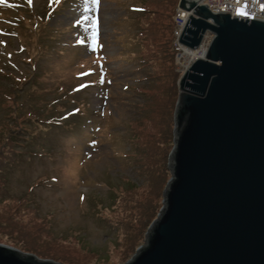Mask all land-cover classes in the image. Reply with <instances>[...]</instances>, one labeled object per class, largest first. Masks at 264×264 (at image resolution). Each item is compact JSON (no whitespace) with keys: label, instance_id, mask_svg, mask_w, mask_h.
Here are the masks:
<instances>
[{"label":"rangeland","instance_id":"374dc122","mask_svg":"<svg viewBox=\"0 0 264 264\" xmlns=\"http://www.w3.org/2000/svg\"><path fill=\"white\" fill-rule=\"evenodd\" d=\"M179 2L0 0L1 243L64 264L144 243L171 177Z\"/></svg>","mask_w":264,"mask_h":264},{"label":"water","instance_id":"95a60500","mask_svg":"<svg viewBox=\"0 0 264 264\" xmlns=\"http://www.w3.org/2000/svg\"><path fill=\"white\" fill-rule=\"evenodd\" d=\"M190 11L180 41L205 54L179 79L171 177L123 264H264V19ZM0 264H64L0 242Z\"/></svg>","mask_w":264,"mask_h":264},{"label":"built area","instance_id":"2783aa9c","mask_svg":"<svg viewBox=\"0 0 264 264\" xmlns=\"http://www.w3.org/2000/svg\"><path fill=\"white\" fill-rule=\"evenodd\" d=\"M200 2L208 4L215 12L224 10L231 12L233 16L245 17L250 20L254 18L264 19V0H201ZM189 14L190 11L182 8H179L175 14L176 24L174 28L173 45L175 49V59L177 60V69L180 73L186 71L191 61L196 59L191 54V51L194 50L197 53V57H202L204 56L206 49L205 45L191 49L180 42V37Z\"/></svg>","mask_w":264,"mask_h":264},{"label":"trees","instance_id":"16d2710c","mask_svg":"<svg viewBox=\"0 0 264 264\" xmlns=\"http://www.w3.org/2000/svg\"><path fill=\"white\" fill-rule=\"evenodd\" d=\"M172 38L174 39V35H173ZM171 43H172V42H171ZM171 46H172V49H173V54L175 55V49H174L173 43L171 44ZM174 60H175V58H174ZM179 74H180V73H179Z\"/></svg>","mask_w":264,"mask_h":264},{"label":"bare ground","instance_id":"6f19581e","mask_svg":"<svg viewBox=\"0 0 264 264\" xmlns=\"http://www.w3.org/2000/svg\"><path fill=\"white\" fill-rule=\"evenodd\" d=\"M191 54L195 57V58H197V53L193 50V51H191Z\"/></svg>","mask_w":264,"mask_h":264},{"label":"snow or ice","instance_id":"6c2138e0","mask_svg":"<svg viewBox=\"0 0 264 264\" xmlns=\"http://www.w3.org/2000/svg\"><path fill=\"white\" fill-rule=\"evenodd\" d=\"M97 2H99V0H97Z\"/></svg>","mask_w":264,"mask_h":264}]
</instances>
